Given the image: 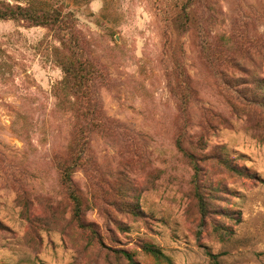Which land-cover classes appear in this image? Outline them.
Segmentation results:
<instances>
[{
  "label": "rangeland",
  "instance_id": "1",
  "mask_svg": "<svg viewBox=\"0 0 264 264\" xmlns=\"http://www.w3.org/2000/svg\"><path fill=\"white\" fill-rule=\"evenodd\" d=\"M7 1L72 14L99 71V126L73 176L93 234L74 221L56 163L76 132L53 93L64 73L46 48L60 43L0 20V264H129L120 250L140 264H211L207 251L264 264V0H211L183 35L168 0Z\"/></svg>",
  "mask_w": 264,
  "mask_h": 264
},
{
  "label": "trees",
  "instance_id": "2",
  "mask_svg": "<svg viewBox=\"0 0 264 264\" xmlns=\"http://www.w3.org/2000/svg\"><path fill=\"white\" fill-rule=\"evenodd\" d=\"M210 2L211 0H168L166 13L170 30L174 34L183 35L199 25L200 20L197 12L204 5L207 9ZM71 16L70 12L63 13L58 9L46 10L31 4L22 5L0 0V20L14 21L27 28H48L60 43V46L54 47L53 53L52 44L46 48L48 57L52 58L53 54L56 63L64 73L62 81L54 87L53 93L57 99V106L63 112H70L75 117L76 132L67 150L56 157V163L61 182L73 204L74 221L79 228L96 234L94 225L84 223L82 220L83 200L74 184L73 176L81 167L83 156L87 150L89 126H99L94 121L95 114L98 112L94 82L99 76V71L90 59L84 58L83 50L75 37L76 31ZM183 74H180L183 87L181 104L185 108L191 89L187 85L188 78ZM188 157L196 170V175H198L199 168L195 157L192 155H188ZM194 198L202 216L209 214L210 206L206 201L208 199L197 182L194 185ZM143 250L158 261L170 262V259L154 244H144ZM119 253L129 264H140L133 253L126 250H120ZM206 254L210 258L211 264H222L218 260V255L210 251H207Z\"/></svg>",
  "mask_w": 264,
  "mask_h": 264
}]
</instances>
